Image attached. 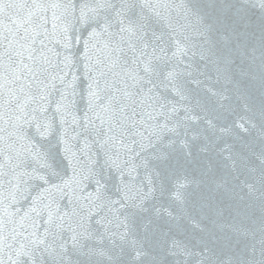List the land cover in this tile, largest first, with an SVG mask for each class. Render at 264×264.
Masks as SVG:
<instances>
[{"label":"water","instance_id":"95a60500","mask_svg":"<svg viewBox=\"0 0 264 264\" xmlns=\"http://www.w3.org/2000/svg\"><path fill=\"white\" fill-rule=\"evenodd\" d=\"M0 264H264V0H0Z\"/></svg>","mask_w":264,"mask_h":264}]
</instances>
